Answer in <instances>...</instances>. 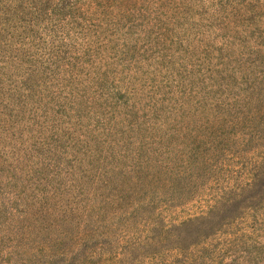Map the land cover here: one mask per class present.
I'll return each instance as SVG.
<instances>
[{"label": "rangeland", "instance_id": "1", "mask_svg": "<svg viewBox=\"0 0 264 264\" xmlns=\"http://www.w3.org/2000/svg\"><path fill=\"white\" fill-rule=\"evenodd\" d=\"M30 2L0 0V264H264V0Z\"/></svg>", "mask_w": 264, "mask_h": 264}, {"label": "trees", "instance_id": "2", "mask_svg": "<svg viewBox=\"0 0 264 264\" xmlns=\"http://www.w3.org/2000/svg\"><path fill=\"white\" fill-rule=\"evenodd\" d=\"M22 4L26 3V0H19ZM29 2L28 5L31 4L30 0H27ZM34 7V6H33ZM36 9H39V12L38 13H41L42 9L39 8V7H36ZM25 11V9L23 8V10L21 11L22 13ZM0 12L2 13V11L0 10Z\"/></svg>", "mask_w": 264, "mask_h": 264}]
</instances>
